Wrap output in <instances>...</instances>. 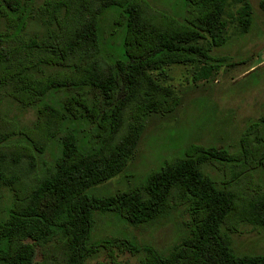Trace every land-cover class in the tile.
Returning <instances> with one entry per match:
<instances>
[{
	"label": "trees",
	"instance_id": "1",
	"mask_svg": "<svg viewBox=\"0 0 264 264\" xmlns=\"http://www.w3.org/2000/svg\"><path fill=\"white\" fill-rule=\"evenodd\" d=\"M183 2L179 18L147 0H0V201L9 193L0 264H88L114 247L144 253L140 264H264V254H238L233 242L243 225L264 231V186L254 183L264 171V114L237 152L191 144L138 185L95 192L125 171L148 119L180 106L167 67L208 78L225 61L212 51L227 41L228 9L240 5L243 31L254 21L250 0ZM5 99L34 109L35 121L10 118ZM180 208L188 233L168 252L95 240L98 216L136 228ZM109 259L102 264H130Z\"/></svg>",
	"mask_w": 264,
	"mask_h": 264
},
{
	"label": "rangeland",
	"instance_id": "2",
	"mask_svg": "<svg viewBox=\"0 0 264 264\" xmlns=\"http://www.w3.org/2000/svg\"><path fill=\"white\" fill-rule=\"evenodd\" d=\"M147 1L157 10L179 18L186 12L183 0ZM250 2L254 21L248 31H243L237 20L240 5L228 9L225 16L229 23L227 41L212 51L215 59L225 61L208 78H199L200 70L194 66L167 67V83L178 90L180 106L170 115H153L148 119L125 171L98 187L97 194H115L138 185L165 160L180 154L191 144L238 151L241 134L249 122L264 114V0ZM107 25L105 39L109 37V21ZM2 107L22 126H29L36 119L34 109H24L12 100L5 99ZM254 183L264 186V171L255 175ZM4 194L7 201L9 193L4 191ZM5 200L0 201V217ZM188 223L189 215L184 208L172 211L155 224L136 228L122 223L115 216H98L94 237L96 241L130 239L138 246L168 252L187 235ZM233 242L238 254H264V231L260 228L243 225L239 233L233 234ZM112 252L119 256V260L130 264H140L144 257V253L133 257L130 253H121L116 247L102 248L88 264L108 262ZM37 259H40L39 255Z\"/></svg>",
	"mask_w": 264,
	"mask_h": 264
}]
</instances>
